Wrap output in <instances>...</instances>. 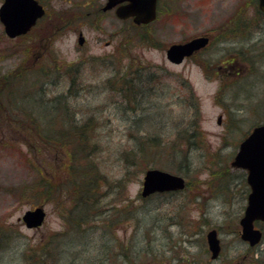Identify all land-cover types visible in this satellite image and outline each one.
<instances>
[{
	"label": "rangeland",
	"instance_id": "obj_1",
	"mask_svg": "<svg viewBox=\"0 0 264 264\" xmlns=\"http://www.w3.org/2000/svg\"><path fill=\"white\" fill-rule=\"evenodd\" d=\"M46 1L53 19L26 35L9 38L0 24V264H37L40 252L30 253L39 247L47 264H264V222L255 223L263 233L257 245L239 236L248 187L245 171L231 166L239 142L264 122V14L257 1L160 0L148 25L109 12L63 29L55 18L65 1ZM236 23L237 37H224ZM198 35L211 38L202 52L180 64L166 59L168 45ZM243 55L252 56L254 70L230 73L232 58ZM14 80L17 99L64 93L77 121L92 119L86 164L105 179L97 176L86 208L72 202L67 187L68 145L36 137L28 104L7 99ZM41 130L48 134V123ZM134 135L156 141L141 151ZM149 167L182 175L186 187L142 197ZM35 206L44 208V222L27 228L20 217ZM76 214L84 218L69 220L70 227L65 216ZM210 228L221 242L215 260L206 243Z\"/></svg>",
	"mask_w": 264,
	"mask_h": 264
},
{
	"label": "water",
	"instance_id": "obj_2",
	"mask_svg": "<svg viewBox=\"0 0 264 264\" xmlns=\"http://www.w3.org/2000/svg\"><path fill=\"white\" fill-rule=\"evenodd\" d=\"M124 0H107L103 9H108ZM127 3L116 8V15L121 18L132 16L136 24L148 23L155 19L157 0H125ZM258 8L264 11V0H257ZM44 13L37 0H4L0 5V21L5 33L14 37L27 32ZM78 42L82 44L80 34ZM208 43L207 36H196L184 42H174L165 50L166 58L173 63H180L185 57L199 50ZM220 119L218 118V122ZM231 166L246 171V182L250 188L246 205L239 219L240 237L249 245L258 243L262 233L254 227L255 220H264V123H260L239 143ZM185 186L182 175L160 168H148L143 174L141 196L146 197L154 192L179 190ZM45 211L41 206L27 209L22 215V221L28 228L42 224ZM211 257L215 258L220 250L219 238L215 229L206 233Z\"/></svg>",
	"mask_w": 264,
	"mask_h": 264
},
{
	"label": "trees",
	"instance_id": "obj_3",
	"mask_svg": "<svg viewBox=\"0 0 264 264\" xmlns=\"http://www.w3.org/2000/svg\"><path fill=\"white\" fill-rule=\"evenodd\" d=\"M245 25H243V30L245 29ZM237 26L238 24L236 23L233 29H231V31L227 34L223 33L224 34L223 36L226 38H229L230 35L237 37L236 35ZM41 73H42L41 74L42 76L46 75V72L43 70L41 71ZM27 75L29 74L27 73ZM15 82L17 81L14 80L13 83H11L12 84L11 88L13 90L12 89L9 90L10 93L8 94L7 99L9 100V102L14 103V104H17V101L28 104L29 112L26 115L28 117H32L33 119L32 121L35 126L34 131H35L36 137H39V138L43 137V139H45L47 142H55V143L58 142L59 144L68 145V148L70 149L69 156H70L71 161L67 167V171L69 175L67 187L68 188L70 187L72 190V202L76 204V206H79V209L80 207L86 208L85 204H88L87 199L90 200L92 197L95 196V193L97 192V190H95L96 188L94 187L91 188L93 184L97 183L96 181V179H98L97 176H100L105 179V176L103 174H100V173L91 174L88 170L89 166H87L86 164L87 163L86 158H88L91 154L87 152V147H90L88 146V144L92 142L91 136L93 135V133L90 132L93 130V127H94V123L92 122V119L91 118L87 119L88 118L87 117L86 118L87 120L77 121V119L74 117V114H73L74 111L76 110L69 109V107L67 106V97L69 96H67L64 93L52 94L48 97L38 95L39 97L35 99V93L32 94V91H31L29 92V94H26L23 96L21 95L22 100H19L20 97H18L17 99L16 96L14 95V89L16 86ZM18 86L20 87V85ZM129 87L133 88L132 85H130ZM40 90L42 91V93L43 92L45 93L44 88L43 87L41 88V86H40ZM28 97H29V100H28ZM35 106L39 107L38 109L44 111L43 114L45 115L40 116V113L39 112L37 113L38 109L34 111ZM50 111L52 113H50ZM42 122H44L46 126L48 123L50 127V131L48 134L42 132L41 130ZM196 132L194 136L196 135ZM153 137L154 136H150V135H147V136L146 135L145 136L134 135V142L137 145L138 150L145 151L144 150L145 144L149 143L150 141H153V142L156 141V139L154 140L151 139ZM91 144H93V148L91 149V151L93 152L94 149H96L97 142L95 143L94 141ZM184 161H185V158H183V162ZM80 162H83L82 166H80ZM174 168H175V171L185 172L184 167H180V165H175ZM40 180L44 184H47V181L42 176ZM79 211H80L79 213H81L82 210H79ZM70 214L67 213V215L69 216ZM83 218L84 217L81 214L72 215L69 218L65 216V219L68 220L70 227L72 225V222L75 225H78L80 223V220ZM69 220H72V222ZM37 252H40V254H38V258H36L35 262L37 264H47L46 261L49 258V255L42 247L33 249L32 252L30 253V256L33 254L35 255Z\"/></svg>",
	"mask_w": 264,
	"mask_h": 264
},
{
	"label": "flooded vegetation",
	"instance_id": "obj_4",
	"mask_svg": "<svg viewBox=\"0 0 264 264\" xmlns=\"http://www.w3.org/2000/svg\"><path fill=\"white\" fill-rule=\"evenodd\" d=\"M37 1L42 5V7L45 10L43 16H41L37 20V24H39L40 22L48 23V21L53 19L52 18L53 9L50 8L51 6L46 0H37ZM64 1H65V7H64L65 9H63L61 11V13L57 19L55 18L57 27L58 28L60 27L62 29L69 27L75 23H78V21H82L83 18H85V17L86 18L90 17V20H92L94 22L98 21V19L102 20V18H103L102 15H104L105 13H109V12H112L113 15L116 17V14H115L116 7L118 5L125 3V2H119L118 4H115L114 6H112V8L105 10V9H103V6L105 5L107 0H102V3H100V4H99V2H95V0L86 1L85 6L81 2H77V0H64ZM117 19H119L120 21H128L129 24H132V18L131 17L125 18V19H121V18H117ZM241 31L243 32V27H242ZM79 32H81V31L78 28L77 34ZM17 37H22V36L19 35V36H16L14 38H17ZM84 43H85V40H84L82 45H84ZM106 44H108V42H106ZM243 56L245 58L242 56L239 57V58L243 59V61L239 60L238 57L232 58V61L234 60V64L236 65V63H237V67H235L234 64H232V62H231L230 65H228L229 68L231 69L230 73H232L234 71H238V73H244L245 71H247L249 69L254 70L255 61L252 58V56H247V55H243ZM219 255H220V253H219ZM219 255H218V257H219ZM213 260H215V259H213Z\"/></svg>",
	"mask_w": 264,
	"mask_h": 264
}]
</instances>
